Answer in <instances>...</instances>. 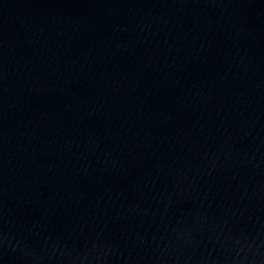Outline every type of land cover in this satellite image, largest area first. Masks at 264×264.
I'll use <instances>...</instances> for the list:
<instances>
[{"label": "water", "instance_id": "water-1", "mask_svg": "<svg viewBox=\"0 0 264 264\" xmlns=\"http://www.w3.org/2000/svg\"><path fill=\"white\" fill-rule=\"evenodd\" d=\"M0 264H264V0H0Z\"/></svg>", "mask_w": 264, "mask_h": 264}]
</instances>
